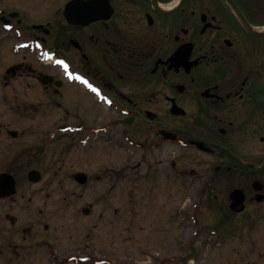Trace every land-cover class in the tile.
<instances>
[{"label":"flooded vegetation","instance_id":"af4514ba","mask_svg":"<svg viewBox=\"0 0 264 264\" xmlns=\"http://www.w3.org/2000/svg\"><path fill=\"white\" fill-rule=\"evenodd\" d=\"M0 51L12 57L5 63L0 54V102L10 108L0 118L46 117L52 104L74 114L81 102L94 106L90 122H71L57 136L70 134L65 149L75 153L87 145L89 160H123L109 169L105 197L127 178L129 193L155 195L164 186L170 197L175 176L201 179V214L262 235L264 0H7L0 2ZM30 53L48 56L42 63L49 69L27 61ZM67 86L81 102L74 94L65 101ZM25 135L11 120L0 121V264H63L75 253H59L58 232H68L59 221L66 211L76 220L77 189H53L42 163L29 167L41 151L15 145ZM205 165L213 171L205 173ZM77 175L67 178L75 186ZM92 180L86 173L79 185L93 187ZM225 181L232 184L222 201ZM236 189L243 195L234 201ZM198 213L200 238L218 234ZM161 216L165 221L167 212ZM63 236L70 240L73 232ZM247 239L235 256L255 264L264 252Z\"/></svg>","mask_w":264,"mask_h":264},{"label":"rangeland","instance_id":"374dc122","mask_svg":"<svg viewBox=\"0 0 264 264\" xmlns=\"http://www.w3.org/2000/svg\"><path fill=\"white\" fill-rule=\"evenodd\" d=\"M0 2L6 3L7 0ZM3 45L10 47V43L7 42ZM0 54L5 63L12 58L9 52L0 51ZM28 57L27 61L35 63L40 69H49V65L42 63L37 54L30 53ZM64 92L68 97L65 99L68 104L73 100V94L80 102L83 99V96L77 91L73 92L70 86H67ZM41 103L43 108L48 105L43 99ZM80 107L82 111L74 114L71 109L60 112V108L52 104L46 107L49 112L46 113V117L33 114L31 118H21L13 113L12 118L8 116L0 118L2 122L11 120L14 128L26 131L24 137L14 141L15 145L20 146V143L25 142L41 151V157L36 153L34 156L36 161L30 162L29 167L42 163L45 172L54 176L50 181L53 189H57L61 184L63 190L77 189L76 220L66 211V216L63 215L64 218L59 221L68 232L59 230L58 236L61 234L59 238L62 244L57 249L62 255L75 253L74 258L69 257L63 264H240V260L235 256L237 251L235 247L247 237L246 242L250 243V249L253 244V249L257 250L260 247L264 252V224L261 229L262 235H258L257 231L247 235L249 230L245 225L239 227L240 232L244 228V233L241 234L235 231L237 226L232 225L229 219L223 223L213 213H200L202 209L198 207L200 201L198 192L202 186L201 179L186 182L175 176L173 194L170 197L165 190L163 191L164 186H158L155 195L141 191L129 193L128 188L132 187L130 178H127L113 195L105 197L102 193H106L107 182L108 184L110 182L107 175L109 169L111 165L118 166V162L123 164V160L119 161L116 157L108 164L101 158L89 160L84 149L88 147L87 145L80 144L75 153L74 149L68 147L72 142L70 134L67 132L61 134V139L57 136L62 133L59 131L62 126L76 120L89 122L92 120L88 112L94 106L88 101L81 102ZM6 109H10L9 104L0 102V111ZM66 144L68 146L65 149ZM179 152L180 150L175 148V155ZM203 168L206 170L205 173L213 171L211 165H205ZM75 172L87 173L88 177L94 180L93 187L92 183L75 186L72 180L67 179ZM98 175L102 179L96 181ZM135 176L137 177V175L131 177ZM231 184L230 181H225L221 188H218L222 191V198L220 196L222 201H225ZM87 205L92 206L89 215L82 213V207ZM227 205V202H224L223 208ZM162 210H165L168 216L163 222ZM197 212L198 216L203 215L202 221L206 225L219 227L218 234L205 235L203 238L206 239L200 238L199 230L194 226L196 221L194 213ZM169 215L173 217L172 224H169ZM70 226L72 227L69 228ZM69 232H73L70 240L68 236H63ZM206 232L209 234V230ZM246 249L245 247L243 251ZM256 250L252 252L256 254ZM49 252L54 253L51 250ZM255 264H264V257L261 259L257 255Z\"/></svg>","mask_w":264,"mask_h":264}]
</instances>
